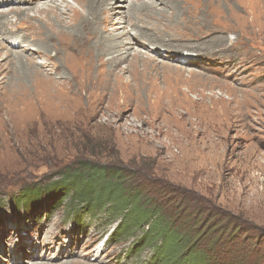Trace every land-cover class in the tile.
I'll return each instance as SVG.
<instances>
[{
  "label": "rangeland",
  "instance_id": "rangeland-1",
  "mask_svg": "<svg viewBox=\"0 0 264 264\" xmlns=\"http://www.w3.org/2000/svg\"><path fill=\"white\" fill-rule=\"evenodd\" d=\"M64 1L84 14L73 0H39L23 17L13 18L23 5L0 9L10 12L7 26L18 29L19 46L29 45L15 50L0 28V264H148L151 244L133 252L140 230L110 237L120 220L103 214L79 220L63 206L31 209L18 201L26 188L52 186L58 172L82 158L139 171L160 200L188 206L183 215L190 223L195 210L203 212L199 223L235 220L243 224L239 240H259L264 248V0H146L152 8L141 6L129 18L132 0H103L94 19L101 43L131 31V54L157 58L123 72L122 89H114V76L112 86L93 88L90 101L86 80L105 67L94 56L79 62L71 51L60 52L70 39L61 35L59 44L53 36L54 18L64 20L54 6ZM44 5L48 15L36 14ZM118 11L126 20L120 30ZM161 32L177 44L197 45L190 50L203 62L157 53L148 33ZM17 51L23 59L12 61ZM76 66L86 81L79 86L72 80ZM252 256L253 264H264V252Z\"/></svg>",
  "mask_w": 264,
  "mask_h": 264
},
{
  "label": "trees",
  "instance_id": "trees-1",
  "mask_svg": "<svg viewBox=\"0 0 264 264\" xmlns=\"http://www.w3.org/2000/svg\"><path fill=\"white\" fill-rule=\"evenodd\" d=\"M138 173L126 166L77 159L58 172L52 186L43 190L39 186L26 188L23 200L18 201L31 209L43 204L55 210L63 206L79 220L84 214L120 220L110 237H126L132 230H140L144 235L133 252L151 244L153 254L148 264H253L256 258L252 255L264 252L259 240H239L243 224L235 220L211 224V218H207L199 223L203 212L195 210V220L190 223V217L183 215L188 206L175 207L160 200Z\"/></svg>",
  "mask_w": 264,
  "mask_h": 264
},
{
  "label": "bare ground",
  "instance_id": "bare-ground-1",
  "mask_svg": "<svg viewBox=\"0 0 264 264\" xmlns=\"http://www.w3.org/2000/svg\"><path fill=\"white\" fill-rule=\"evenodd\" d=\"M39 0H0V9L8 6V4H16V5H23L22 8H18L15 9L16 11L14 12L15 15L13 16H22L25 10H29V8L31 9V7L37 3ZM43 1V0H40ZM76 4L80 5L81 7L83 6L84 8V14H80L79 13V9H77V7L75 8V6H72L70 4H68L66 1H64V3L60 6H54L55 10H58L62 15H63V19L58 18H54L56 20V24L58 26L57 31H53V36L54 33L56 36V39L58 41L59 44L64 43L63 40L66 37V39H70V41L68 43H65V47L62 44V48L60 49V52L62 53H66L67 51H71L73 54H75V58H77V61H84L85 56H87L89 59V61L87 60V62L92 61L93 59H97V61L95 63L98 64V67L103 68L105 67V70H100L98 72V75L96 76V78L91 79V78H87L86 81H91V88L88 89L87 91V98L89 96V101L92 100L93 98L91 97L93 94L97 93L95 91L96 87H101V88H105L107 86H112V81L111 78L112 76H114L116 83L115 85L117 87H114V89H122L124 86H126V84L123 83V78H122V73L125 72L126 70H128V68L134 67L135 70L137 69V66L140 65V63H150V62H154L156 61L155 58H157V56L155 55H148V56H143L141 55V51L138 52L136 51V53L133 55L131 54V48L132 46L134 47V36H131V31H128L126 33H121V34H115L112 36H107L104 37L105 39H107L106 43H101L100 38H97V33H98V29H97V21L94 20L95 18V13H97V10L101 8V6L103 5V0H73ZM160 1H164V0H160ZM191 1V0H190ZM193 1V0H192ZM199 1V0H198ZM60 2V1H59ZM153 3V2H152ZM150 2H147L146 0H132L131 4L127 7L128 11L130 12L128 15L129 17H134L132 15H134L133 11L134 10H138V9H142L143 7L141 6H145V7H149L152 8L153 4ZM201 3V2H200ZM198 2V4H200ZM46 4V3H45ZM152 4V5H151ZM155 4V3H154ZM157 4V3H156ZM155 4V5H156ZM163 4V3H162ZM161 4V5H162ZM192 5V4H189ZM210 5V4H209ZM48 5H44L41 7L37 8L36 14H43L45 13L46 15H48ZM208 6V5H207ZM20 7V6H19ZM144 7V8H145ZM179 7V6H178ZM35 8V7H34ZM82 8V9H83ZM118 8V7H116ZM123 8V6H122ZM157 9V8H156ZM159 9V8H158ZM157 9V10H158ZM204 9V8H203ZM53 10V9H52ZM153 10V9H152ZM54 11V10H53ZM162 10H160L161 12ZM188 11V10H187ZM206 11V10H205ZM99 12V11H98ZM152 12V11H151ZM164 12V11H163ZM167 11H165L164 14ZM13 13V12H12ZM52 13V11H51ZM119 14H121V18L119 19V25L117 26V29H123L124 28V24L126 22L125 20V16L123 15V12L118 11ZM153 13V12H152ZM10 12H5L0 11V28L6 29L8 31V35L10 36L9 38H11L10 41V45H12L13 47H15V50H19V49H23V51H20L21 53L24 52V49L27 50V48H29V45H26L25 48H23L24 46H19L18 43H20L21 41L15 40L16 36H19L18 34V29H15V31L13 33L10 32V29L8 28L7 24L9 23V15ZM155 14V13H154ZM11 15V14H10ZM197 15V13H196ZM172 16V15H171ZM52 17V16H51ZM62 17V16H61ZM140 17V16H139ZM146 17V16H145ZM163 17V16H162ZM193 17V16H192ZM191 17V18H192ZM99 17H97L98 19ZM149 18V17H148ZM199 18V17H198ZM131 19V18H130ZM138 19V18H137ZM144 19V18H143ZM150 19V18H149ZM152 19V18H151ZM156 19V18H155ZM154 19V20H155ZM165 19V17H164ZM177 19V18H174ZM166 20V19H165ZM164 20V21H165ZM197 20V19H196ZM33 21V20H32ZM162 21V20H161ZM211 21V20H210ZM132 22V21H131ZM139 22V21H138ZM140 22H142L140 20ZM156 22V21H155ZM170 22H173V20H171ZM169 22V23H170ZM69 23V24H68ZM99 23V22H98ZM153 23V22H152ZM12 24V23H11ZM139 24V23H138ZM137 24V25H138ZM151 24V23H150ZM163 24V23H162ZM203 24V23H201ZM207 24V22H206ZM3 25V26H1ZM67 25H71V28H69ZM156 25V24H155ZM135 26V25H134ZM140 27V25H138ZM150 26V25H149ZM199 26V24H198ZM202 26V25H201ZM213 26V25H212ZM13 27V26H12ZM11 27V28H12ZM130 27L134 28L133 26L130 25ZM144 27V26H143ZM143 27H140L137 32L144 35L145 34V29ZM162 27V26H161ZM196 27V25H195ZM207 27H209L207 25ZM206 27V28H207ZM186 28V27H185ZM194 28V27H193ZM162 29V28H161ZM164 29V28H163ZM197 29V28H196ZM17 30V31H16ZM153 30V29H152ZM159 30V29H158ZM157 30V31H158ZM191 30V29H190ZM134 31V30H133ZM161 31V30H159ZM167 31V30H166ZM199 31V30H198ZM135 32V31H134ZM165 32V31H164ZM161 32V34L158 33H154V34H149V38L150 40H155L154 44H152L153 49L159 53V54H164V53H169L170 57H173V60H176L178 62H184L187 61V63H191V62H196L199 61L200 63H202L203 61H201V55L192 52L190 50V48H196L198 47L197 45H192L189 43H186L185 41H183L184 44H177L174 41L170 40V38H168L167 36L163 35ZM170 32V31H169ZM27 33V32H26ZM166 33V32H165ZM201 33V32H200ZM214 33V32H213ZM147 34V33H146ZM61 35H64L65 37H63V40L61 39ZM163 35V36H162ZM194 35V34H193ZM202 35V33H201ZM213 35V34H212ZM148 36V35H147ZM210 36V35H209ZM26 37V36H25ZM146 37V36H145ZM179 37V36H178ZM52 38V36L50 37V39ZM9 40V39H8ZM26 40V39H25ZM142 42H148V40H146L145 38L141 39ZM25 42V41H24ZM27 42V41H26ZM4 43V42H3ZM150 43V42H149ZM199 43V42H198ZM27 44H29L27 42ZM58 44V45H59ZM116 44H120V50L117 51V48L115 47ZM205 44V43H204ZM210 44L206 43V47L209 48ZM8 47V46H7ZM56 48V47H55ZM210 49V48H209ZM14 50V51H15ZM133 50V49H132ZM152 50V49H151ZM18 52V51H17ZM133 52V51H132ZM7 53V52H6ZM16 53V52H15ZM19 53V52H18ZM17 53V54H18ZM9 54V53H8ZM27 54V53H26ZM2 55V54H1ZM132 55V60L130 61V63L128 64H124V62H126L127 60H129V56ZM3 56V55H2ZM72 56V55H71ZM93 56L95 58H93ZM9 57V56H8ZM13 57V56H12ZM84 57V58H83ZM155 57V58H154ZM177 57V58H175ZM5 58V57H4ZM7 58V56H6ZM15 58V59H14ZM13 59H11L12 61H19L23 59V56L17 55L15 56ZM66 58V57H65ZM69 58V57H68ZM206 57L204 56L202 59L204 60ZM70 59V58H69ZM68 59V60H69ZM79 61V62H80ZM9 62V61H8ZM41 63V62H40ZM157 63V62H156ZM39 64V63H38ZM44 64V63H43ZM42 64V65H43ZM123 64V65H122ZM16 65V64H15ZM29 65V64H28ZM35 65V64H34ZM48 65V64H47ZM70 65V64H69ZM18 66V65H17ZM30 66V65H29ZM39 66V65H38ZM41 66V65H40ZM44 66V65H43ZM42 66V67H43ZM74 66V65H73ZM85 66V65H84ZM145 66V65H144ZM173 66V65H172ZM175 66V65H174ZM47 67V66H46ZM76 71L75 73H73L72 75V80L75 84H77V86L86 83L85 81V76L84 74H81L79 71L82 70L81 67L76 66ZM87 67V66H86ZM19 68V67H18ZM38 68V67H37ZM49 68V67H48ZM97 69V68H96ZM74 70V69H73ZM51 71V70H50ZM40 73V72H39ZM43 74V73H42ZM60 78V77H59ZM1 80V79H0ZM60 80V79H59ZM115 82V81H114ZM95 88V89H93ZM92 91V93H91ZM99 91V90H98ZM96 95V94H95ZM104 95V94H103ZM100 96V95H99ZM101 98H103V96H100ZM88 100V99H87ZM100 101V99H99ZM99 101L97 102L96 106L92 109L91 106L87 107V110H91L93 114H97L100 110L99 107ZM82 107V106H81ZM78 109L80 108L79 105L77 107ZM81 111V110H80ZM79 111V112H80ZM84 112L83 108H82V113ZM87 113V112H86ZM77 114H79L77 112ZM80 115V114H79ZM84 116V115H83ZM96 117V116H95ZM183 141V140H182ZM148 142V141H147ZM213 143V142H212ZM159 145H161V142H158ZM179 144V143H178ZM185 147H188L185 145ZM33 254V253H32ZM33 259H35V257H33ZM28 260H26L25 262H27Z\"/></svg>",
  "mask_w": 264,
  "mask_h": 264
},
{
  "label": "built area",
  "instance_id": "built-area-1",
  "mask_svg": "<svg viewBox=\"0 0 264 264\" xmlns=\"http://www.w3.org/2000/svg\"><path fill=\"white\" fill-rule=\"evenodd\" d=\"M148 228H149L148 226L145 227V229H148Z\"/></svg>",
  "mask_w": 264,
  "mask_h": 264
}]
</instances>
